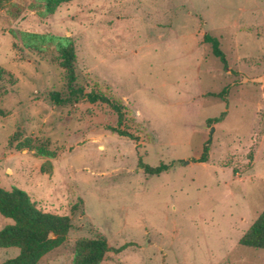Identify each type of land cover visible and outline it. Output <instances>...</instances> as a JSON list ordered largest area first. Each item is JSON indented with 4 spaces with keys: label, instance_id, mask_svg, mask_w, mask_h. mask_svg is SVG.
I'll return each mask as SVG.
<instances>
[{
    "label": "rangeland",
    "instance_id": "1",
    "mask_svg": "<svg viewBox=\"0 0 264 264\" xmlns=\"http://www.w3.org/2000/svg\"><path fill=\"white\" fill-rule=\"evenodd\" d=\"M67 44L76 82L120 123L105 102L50 99L68 96ZM0 66V186L71 219L38 264H74L98 235L99 264H264L238 243L264 209V0H5ZM18 252L0 247V262Z\"/></svg>",
    "mask_w": 264,
    "mask_h": 264
},
{
    "label": "trees",
    "instance_id": "2",
    "mask_svg": "<svg viewBox=\"0 0 264 264\" xmlns=\"http://www.w3.org/2000/svg\"><path fill=\"white\" fill-rule=\"evenodd\" d=\"M5 0H0V4ZM48 11H53L62 2L70 0H46ZM203 40L210 44L212 53L220 59L224 67L227 66L225 54L220 48L216 37L208 33L203 34ZM74 48L67 44L60 48L59 65L65 69L68 85V96L62 98L57 91L49 93L50 99L57 105L64 101L86 99L90 103L97 101L109 104L117 113L118 123L122 120L121 107L111 102L104 95L89 91L76 82L77 76L74 69ZM6 71L0 66V81ZM224 113L221 114L220 118ZM219 118L208 119L209 123L218 121ZM119 134L131 136L124 130L115 129ZM18 148L31 147L29 139L17 144ZM208 145L205 144L198 161L207 160ZM139 166L150 175L159 174L170 168V164L160 163L150 166L139 160ZM0 214L12 220L0 229V247H16L19 249L15 257L5 259L0 264H38L40 259L61 245L71 228V219L68 215L45 212L38 209L31 201L26 191L19 188L7 190L0 186ZM240 245L264 249V209L251 223L247 230L239 238ZM111 249L103 235L94 238H82L75 243L76 258L74 264H99L105 254Z\"/></svg>",
    "mask_w": 264,
    "mask_h": 264
},
{
    "label": "water",
    "instance_id": "3",
    "mask_svg": "<svg viewBox=\"0 0 264 264\" xmlns=\"http://www.w3.org/2000/svg\"><path fill=\"white\" fill-rule=\"evenodd\" d=\"M213 128H211V130H212ZM211 134V133H210Z\"/></svg>",
    "mask_w": 264,
    "mask_h": 264
},
{
    "label": "crops",
    "instance_id": "4",
    "mask_svg": "<svg viewBox=\"0 0 264 264\" xmlns=\"http://www.w3.org/2000/svg\"><path fill=\"white\" fill-rule=\"evenodd\" d=\"M15 256H16V255H15ZM15 256H14V257H15Z\"/></svg>",
    "mask_w": 264,
    "mask_h": 264
}]
</instances>
